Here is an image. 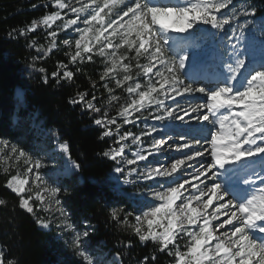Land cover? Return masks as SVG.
I'll list each match as a JSON object with an SVG mask.
<instances>
[{
  "label": "snow or ice",
  "instance_id": "6c2138e0",
  "mask_svg": "<svg viewBox=\"0 0 264 264\" xmlns=\"http://www.w3.org/2000/svg\"><path fill=\"white\" fill-rule=\"evenodd\" d=\"M119 2L120 0H104V5L109 7L111 3L112 6H115ZM230 5H233V0H186L185 3L176 6L156 5L150 0H130L126 8L122 9L123 16L121 19L123 17H129V19L126 23L119 25L120 28L125 29L120 38L129 48L135 47L137 67L142 69L143 74L148 77L150 82L146 91L137 92L141 88L139 83H136L134 87L129 86L127 88L129 93H136L139 99H133L131 105L123 108L121 115L125 117L124 122L126 124L135 122L128 118L129 109L133 112H139L141 109L153 108L149 116L154 121L161 123L180 121L188 124L193 119L192 113H195L196 121H204L212 125L211 128L207 129L206 134L199 138L174 137L163 128L146 125L147 131L142 135L153 137L152 149L159 152L166 145L168 149H174L180 153L179 156L173 157L174 162L171 163L170 168L161 165L145 169L128 168L126 170L122 166L125 163L126 165H134L137 161L146 160L147 157L141 151H136L132 153L133 159H127L122 155L125 146L102 153L104 157L115 163L114 172L123 175V183H131L133 175L136 176L138 182L156 181L158 187H149L148 192L142 195L145 198H155L163 203L159 207L150 206V210L143 212V218L139 214L135 215L137 222L135 232L141 242L149 240L150 236L153 240L158 241L161 251L168 249L169 245L175 246V241L181 234L189 236L191 239L187 252H181L179 249L175 252L177 264H205V261L207 264H264V236L260 238L251 236L250 238L249 235L253 229L264 234V224L256 223L257 221L264 222V173H257L254 174V178L243 180V183L250 187L248 195L242 200L228 198L224 185L220 183V177L228 168L241 167V161H250L256 157L264 158V67L255 70L246 68L245 53L239 49V42L244 30L249 27L250 23L255 27H260L264 24V18L253 19L251 22L249 20L239 22L240 16L255 17V6H242L240 11H237L233 6L231 13H221L222 9H227ZM55 6L58 9L69 7L63 0H55ZM70 10L77 13L83 11L82 8H71ZM102 11L103 9L96 10L90 19L83 20V23L90 27L76 29L82 35L80 39L75 40L76 52L71 55L72 61H76L78 57L83 59L84 53L92 52L91 41L99 42L107 28H112L111 35L118 34L117 29L113 28V24L116 23L115 20L108 21L107 27H104V21L101 17ZM59 19H62L60 12H55L45 16L40 23L51 27V23ZM93 22L101 24V29L92 30ZM76 24V19H68L64 21L62 27L68 29ZM233 24L235 26L226 37L230 59L224 64V71L227 75L223 77L222 83L213 88L198 87L193 82L186 83L184 72L194 57L188 51V45H183L177 50L174 45L175 40L179 38L173 37L170 33L189 32L197 25L210 26L213 30L221 31L224 30L225 26ZM36 27L37 24L34 21L26 31L31 33L35 31ZM90 30H92V36L86 37ZM25 34L23 30L19 33L20 36ZM50 35L53 38L52 46L54 47L57 33L53 31ZM133 35L134 39H130ZM86 38L88 42H86ZM64 43L69 44L70 41L65 40ZM114 47H119V45H113L112 40L107 39V43L99 48V54L101 56L109 55L105 49ZM110 55L113 68H115L116 53L113 51ZM141 56L148 63L140 64L138 58ZM88 59L90 60L91 56ZM118 59H124V57ZM154 68L156 69L155 72H153ZM38 71L44 72L45 69L39 68ZM110 71L112 69L104 71L101 80L108 76ZM125 71H128L127 66H125ZM245 72H247L246 75ZM149 73L157 78L155 84L151 83L152 77L149 76ZM72 75L71 71L65 70L63 72V77L71 78ZM52 76L59 83L58 73L53 72ZM129 79L131 76L124 77L125 81ZM44 83H48L47 78H45ZM120 83L122 82L117 80V84ZM197 93L206 97V100L201 99L200 102H196L192 106ZM177 97H192V100L188 101L189 107L182 106L179 101L174 104L166 103L169 100L176 101ZM112 99H116V97L113 96ZM80 100H84V94L80 95ZM78 102L74 99L69 101L73 105ZM87 107L96 112L100 111L99 108H95L91 101L87 102ZM186 117L188 119H185ZM147 118L145 117V119ZM114 122V120H109L108 124ZM95 124L107 127L101 119H95ZM117 127L119 128V125ZM156 133L164 134L157 139ZM111 134L110 131H104L103 136L106 137ZM129 136L132 137L133 144L141 141L140 135H133L130 132L120 136L119 140H126ZM0 145L8 147L9 142L0 138ZM61 147L67 154L70 166L79 170L80 164L72 160L71 155L67 153L66 144L61 145ZM12 157L16 160L23 158V162L28 166L24 179L14 175L7 180L6 186L12 192L19 196L25 191V185L29 183L28 173L32 174V183L36 187L45 183L40 172L43 167L40 159L33 160L25 150L16 145H11L10 153L3 159L7 161ZM178 172L179 175H176ZM180 177L186 178L181 180ZM168 179L172 181L171 184L167 183ZM192 181H196V183L192 184ZM185 185H190L195 191L182 198L181 189H184ZM43 191L55 198L60 189L45 186ZM205 196L207 200L202 199ZM29 199L22 197L19 200V207L28 213H33ZM36 199L43 200L39 192L36 194ZM177 200L181 201L177 206L179 211H176L174 207ZM192 201H199L204 209H207L213 201L220 202L211 214V218L217 219L221 209H224V215L229 216V219L220 224L219 227L223 228L225 223L233 225V221H236L233 230L222 233L223 238L221 239L210 231L211 220L207 217L199 226V231H190L184 227L185 224L196 225L201 216L198 209L191 206ZM55 203L59 205L61 201L55 199ZM120 212V208L114 209L111 212L112 218L117 219ZM60 213L62 216H67L63 209H60ZM128 215L131 216L133 213H128ZM157 217L166 220V224H159L162 229L159 233L153 230V224ZM125 222L127 223V218H125ZM143 222L147 223L148 234L142 232L139 226ZM36 223L39 227L48 229L51 220L37 217ZM57 227L59 228L61 225H57ZM71 228V224L64 225V230ZM89 236L90 231L86 224L82 233H76L71 241V247L78 256L83 258L85 264H95L85 248V242ZM213 240L216 241L215 245L209 247ZM168 254L172 255L171 250L168 251ZM116 259L119 260V256ZM144 261L147 264L148 257H145ZM0 264H11V261L6 262L3 255L0 254Z\"/></svg>",
  "mask_w": 264,
  "mask_h": 264
},
{
  "label": "trees",
  "instance_id": "16d2710c",
  "mask_svg": "<svg viewBox=\"0 0 264 264\" xmlns=\"http://www.w3.org/2000/svg\"><path fill=\"white\" fill-rule=\"evenodd\" d=\"M52 1L0 0V138L28 149L42 129L45 140L53 136L66 144L67 153L80 168L61 179V188H65L60 196L62 206L77 229L85 230L86 224L91 227L86 243L90 251L96 249L105 258L119 256L120 264H145V257H148L147 264H177L172 245L161 251L159 243L151 238L141 242L120 215L115 220L111 216L116 208L121 209L120 214L133 209L129 200L135 188L117 184L113 178L116 165L102 153L111 150L112 134L121 131L124 135L129 132L139 135L141 132L134 126H125L117 116L127 88L138 80L143 84L135 47L131 50L123 47L117 52L118 57H124L121 62L128 71L124 68L115 74L116 78L131 76L119 85L107 76L101 80L104 69L99 59L78 57L72 61L73 54L62 45L34 59L35 42L42 41L44 36L40 21L55 13ZM249 2L256 8L255 15L264 14V0ZM34 21L36 29L28 33L26 30ZM22 30L26 33L24 36L19 35ZM138 59L143 65L144 57ZM27 65H34L36 69L28 76L24 72ZM39 68L45 71L39 72ZM65 70L73 73L71 78L63 77ZM53 72L58 73L59 83L53 78ZM45 78L48 83H44ZM17 90L21 97L16 96ZM81 94H84L82 101ZM73 99L79 102L70 104ZM88 101L100 111L89 109ZM95 119H101L107 128L96 125ZM109 120H114V124H108ZM104 131L112 134L105 137ZM12 176V171L0 167V249L5 261L76 264L57 238L56 229H40L36 211L28 213L19 207L20 198L6 187ZM169 250L172 255L168 254Z\"/></svg>",
  "mask_w": 264,
  "mask_h": 264
},
{
  "label": "rangeland",
  "instance_id": "374dc122",
  "mask_svg": "<svg viewBox=\"0 0 264 264\" xmlns=\"http://www.w3.org/2000/svg\"><path fill=\"white\" fill-rule=\"evenodd\" d=\"M163 0H152L151 3L156 4V5H167V6H176L181 3H185V0H179L177 4L174 5H169V4H164L162 2ZM242 3L235 2L233 1V5H230L229 8H227V12L225 13H231L233 6H235L237 11H240L242 6H248L251 5L249 0H241ZM64 3L68 4L69 7L64 8V9H58L55 6V0L51 2V6L55 10V12H60V15L62 19L53 21L51 23V27H48L47 25L40 24L41 27H43V34L42 36V41L36 40L35 45H34V50H33V55L36 58L44 56L46 53L54 50L57 46L62 45L66 48L69 49V51L74 55L76 52L75 48V40L80 39L82 33L79 31H76L77 28L83 29L86 27H90L89 25H85L83 23L84 19H90L91 16L94 14V11L103 9L101 12V17L103 18L104 21V27H107V22L111 20H115L116 23L113 24V28L117 29L118 34L113 36L112 34V28H107V30L104 32L103 36L100 37V41L96 42L95 40L91 41V44L93 46V51L90 53H84V60H89L88 57L91 56L92 60L93 58L99 59L100 65L103 67L104 71L107 69H112V71L109 72L108 78L111 80L115 81V85L117 84V80L121 81L122 83H126L127 81L124 80L123 78H116L115 74L120 73L121 71L124 70V65L123 62H121V59H118L119 57L117 56V52L121 48H126L128 50L133 49L129 48L120 38V35L124 33L125 29H122L119 27L120 23H126L129 19V17H121L123 16L122 14V9L126 8V5L130 2V0H120L119 3H117L115 6H112L111 3L109 4V7H105L104 5V0H63ZM161 2V3H159ZM87 5V7H85ZM71 8H82V12H72L70 9ZM261 18H264L263 16H260L259 18H255L252 16L249 17H244L240 16L238 18L239 22H243L244 20H249L250 22L255 19L259 20ZM68 19H76L77 24L73 25L71 28L64 29L62 27L63 23L65 20ZM202 26V25H197ZM196 26V27H197ZM234 27L235 25H231ZM92 30H97L101 29V24H96L95 22L92 23L91 25ZM195 29V28H194ZM92 30L89 31V33L86 34V37H91L92 36ZM193 30V29H192ZM192 30H189L191 32ZM55 31L57 33L55 40H54V47L53 45V38L51 37L50 33ZM187 32V33H189ZM186 33V32H185ZM174 33H170L172 35ZM180 34V33H179ZM182 34V33H181ZM111 39L113 42V45H119V47H114V48H106L105 52L108 53L109 55L106 56H101L99 54V48L107 43V39ZM130 39H134V35L130 37ZM69 40V44H65L64 41ZM86 42L87 38H86ZM241 42L243 46H245V49L249 52L251 57H256L258 54L261 55L262 52L264 51V24L260 25V27H255L251 23L249 24V27L244 30L243 37L241 39ZM39 49V51H38ZM116 53V66L113 68V63H112V57L111 53L112 52ZM250 57V59H251ZM81 59V58H80ZM144 64L148 63V61L144 58L143 60ZM31 66V67H30ZM159 67V66H157ZM141 69V68H140ZM36 69L34 65H27L24 68L25 75L28 76L32 72H34ZM142 71V69H141ZM156 69H153V72H155ZM143 74V71H142ZM149 76L152 77L151 83L155 84L156 77L152 76V73H149ZM143 77V84L140 83V80L135 81L131 86L134 87L136 83H139L141 85V88L137 90V92L140 91H146L149 86L150 82L148 77H146L144 74L142 75ZM159 87V85H156ZM16 96L20 97V93L16 91ZM133 99H139L138 95L136 93H129L127 91L126 97L122 100L121 106L117 108V116L122 119L123 123L126 125H131L134 126L136 130L140 129V136H141V141L138 142L137 144L132 143V138L129 136L126 140H119L120 136H123L124 134L120 132H116L115 134L111 135L112 139V147L111 150L113 149H119L121 146L124 147V152L123 156L126 157L127 159H133V152L136 151H141L142 154H144L147 159L143 161H137L136 164L134 165H126V163L122 166L125 167L127 170L128 168H138V169H145V168H150V167H157V165L160 162H164L165 158H161V156H158L159 152H156L155 149L151 148V144L153 143V137L148 136V135H142V133H145L147 131V126H152L155 125L159 128L165 129L166 132H169L171 130H174L176 134H182V136L185 137H203L206 134L207 129L211 128V126L204 121H196L195 120V113H192L193 119L188 124L181 123L180 121H165L163 123L159 121H154L151 116H149V113L153 111V108H148V109H141L139 112H133L131 109L129 119L135 121L134 123H125V117L121 115V112L124 107H127L131 105ZM201 99L206 100V97H203L202 94H195V100L193 101L192 106ZM192 100V97H177L176 101H166L168 104H174L177 101L182 103V106L184 107H189L188 101ZM125 103V104H124ZM145 117H148L145 119ZM185 119H188L187 117ZM114 124V123H112ZM107 128V127H106ZM48 134V132H47ZM164 133H156L155 136L156 138L160 135H163ZM44 135V136H43ZM43 136V137H42ZM46 133L41 131L39 132L36 142L33 144L32 147L25 149L22 148L23 150H27L26 152L28 155L32 157L33 160L35 159H40L43 167L40 169V172L44 178L45 183L41 184L39 187H36L32 183L33 176L31 173H28V180L29 183L25 185V191L21 193L19 196L12 192L11 189H9L7 186V189L14 195L18 196L20 199L23 197L25 199H29L30 205L33 207V210L36 211V214H38V217L44 220H51V225L50 228L44 229L39 227L40 229L43 230H49L51 228L56 229V234L57 238L61 240V242L64 244L66 249L68 250V254L71 259H73L76 264H85L84 260L82 257L78 256L76 252L73 250L71 247V241L74 239L75 235L77 232H83L84 230H80L76 228V225L71 222L69 219V215L67 216H62L60 213V209H63L62 206V200H61V191H65V188L62 190L61 188V179L64 177H69L70 175H73L76 173L77 170L73 169L70 165H67V156L64 151V149L61 147V145H64L60 143L59 141L55 140L53 136H50V139L45 140ZM176 137L175 133L173 135ZM11 145H16L14 143H9L8 147H5L3 145H0V167L4 171H12L15 176H17L20 179L25 178V172L27 171V165L23 162V158L20 160H16L14 157L10 158L9 160L5 161L3 159L4 156L8 155L10 153V148ZM18 148V145H16ZM170 151H174V149H168ZM151 153V154H149ZM119 159V158H118ZM161 159V160H160ZM113 178L117 182L119 186H130L134 187L135 191L133 192V198L129 200L130 206L133 208L131 211H126L124 213H121L120 216L122 217L123 221L125 222V218H127V226L136 234L135 232V226H137V222L135 219V215L139 214L143 218V212L150 210L151 207H159L163 203L162 201L156 200L155 198L152 197H147L145 198L142 194H146L148 192L149 187H158L156 184V181H145V182H138L136 179V176H132V182L125 184L123 183V175L113 173ZM168 184H171L172 181H168ZM196 181H192V184H195ZM210 183V182H209ZM58 187L60 189V192L57 194L55 198L51 197L48 193L44 192L43 189L44 187ZM194 189L191 186L189 188L185 189ZM184 191L183 189H181ZM181 193L183 194L184 192ZM40 193V195L43 197V200H38L36 199V194ZM187 195H183V197H186ZM55 199H59L61 201V204L57 205L55 203ZM202 199L207 200V197H203ZM194 205V203H196ZM181 203L180 200L176 201V211H179V208L177 207ZM217 201H213L212 204L208 206L207 209H210L209 212L207 213V219L211 220V225L210 231L213 232L214 235L219 236L221 239L223 238L222 233H220V230L222 228L219 227L220 224H222L224 221L229 219V216L224 215L225 210L221 209L220 215L218 216L217 219H212L211 214L215 210V208L218 206ZM192 207H195L198 209L200 213L202 211H205L207 209H204L203 206L200 204L199 201H192L191 204ZM65 211V210H64ZM128 213H133V215L129 216ZM149 219H152L149 217ZM217 224H215V223ZM165 223L166 220H161L159 217L155 218V222L153 224V230L156 233H159L162 231V229L159 227V224ZM214 223V224H213ZM220 223V224H218ZM236 223V221H233V225ZM65 224H71L72 228L69 230H64V225ZM203 222H200V219H198V222L196 225H187L185 224L184 227L188 228L190 231H199V226L202 225ZM57 225H61V227H57ZM214 225V226H213ZM218 225V226H217ZM233 225L230 224H224L223 228H226V231H231L233 230ZM142 232L145 234H148V227L147 223L143 222L141 225ZM88 230L91 232V227L88 226ZM138 237V235L136 234ZM151 238V236H150ZM152 239V238H151ZM190 237L184 234H181L180 236L177 237L175 241V246L174 247V253L173 255L175 256V252L177 249H179L181 252H187L189 242H190ZM155 241V240H154ZM158 243V241H156ZM87 241L85 242V248L87 250V254L90 255V257L95 261V264H117V259L115 256H107L106 258L101 255L100 252H97L98 250H93L95 254H93V251H90L87 247ZM216 243L215 240L211 242L209 247L214 246ZM171 246V245H169ZM168 246V247H169ZM2 253L0 249V254ZM176 259V257H175ZM205 264L207 262L205 261Z\"/></svg>",
  "mask_w": 264,
  "mask_h": 264
},
{
  "label": "bare ground",
  "instance_id": "6f19581e",
  "mask_svg": "<svg viewBox=\"0 0 264 264\" xmlns=\"http://www.w3.org/2000/svg\"><path fill=\"white\" fill-rule=\"evenodd\" d=\"M178 0H169V1H166V3H173V4H175L176 2H177ZM256 63H263L264 62V55H262L261 57H259L256 61H255ZM17 92L18 93H20L18 90H17ZM167 133H170V134H172V135H174V133H175V135H176V137H179V136H182V134L180 133V134H176V132L174 131V130H171V131H169V132H167ZM161 136V135H160ZM160 136H158L157 137V139L158 138H160ZM185 137V136H184ZM180 155V153H178V152H176L175 150L174 151H170V150H168V147L165 145V146H163V148L161 149V151H159V153H158V156H161V158L163 157V158H165V161L164 162H160L157 166H161V165H163V166H167V167H169L170 168V166H171V163L172 162H174L173 161V157H177V156H179ZM67 156V155H66ZM161 160V159H160ZM67 165H70L69 164V161H68V159H67ZM176 175H179V172L176 174ZM181 178V180H183L184 178H186V177H180ZM159 179V178H158ZM168 181H170V179H168L167 180V182ZM172 186H175V185H172ZM189 186L190 185H185V187H184V191H182V192H184L183 194H182V198H183V195H188L189 193H191V192H193V191H195V189H189V190H186L185 191V189H187V188H189ZM197 204V202L196 203H194V205H196ZM211 209V208H210ZM210 209H207V210H205V211H202V213H201V216H200V222H204V218L205 217H207L206 215H207V213L209 212V210ZM215 223V222H214ZM213 223V224H214ZM215 224H217V223H215ZM218 224H220V223H218ZM214 226V225H213ZM218 226V225H217ZM227 229L226 228H222L221 230H220V233L221 232H225ZM217 236V235H216Z\"/></svg>",
  "mask_w": 264,
  "mask_h": 264
},
{
  "label": "built area",
  "instance_id": "2783aa9c",
  "mask_svg": "<svg viewBox=\"0 0 264 264\" xmlns=\"http://www.w3.org/2000/svg\"><path fill=\"white\" fill-rule=\"evenodd\" d=\"M218 33H219V36H220V34H225L223 30L218 31ZM196 41L199 44L205 43V47H204L205 49H204V51L201 52V55H203L205 58H207L213 51L212 44L208 43V41H206V39H202V38L196 39ZM223 72H225V71H223ZM198 102H200V101H198ZM247 171L251 172V173L255 172V174L263 172L262 170L259 171L258 169H248Z\"/></svg>",
  "mask_w": 264,
  "mask_h": 264
},
{
  "label": "water",
  "instance_id": "95a60500",
  "mask_svg": "<svg viewBox=\"0 0 264 264\" xmlns=\"http://www.w3.org/2000/svg\"><path fill=\"white\" fill-rule=\"evenodd\" d=\"M20 92V91H19ZM20 97H21V92H20Z\"/></svg>",
  "mask_w": 264,
  "mask_h": 264
}]
</instances>
